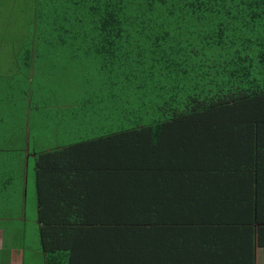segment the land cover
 Here are the masks:
<instances>
[{
    "label": "trees",
    "instance_id": "16d2710c",
    "mask_svg": "<svg viewBox=\"0 0 264 264\" xmlns=\"http://www.w3.org/2000/svg\"><path fill=\"white\" fill-rule=\"evenodd\" d=\"M61 4L63 34L89 42L100 58L153 64L122 70L126 81L108 78L115 94L141 92L140 108L122 110L128 125L36 152L45 264H75L71 243L89 224L101 229L103 223L86 219L103 213L110 231L111 214L116 226L143 231L125 240L133 248L121 252L128 264L150 263L143 251L150 232L219 230L247 206L256 222L250 205L259 201L258 184L264 186V0H63V10ZM102 143L106 150L98 149ZM93 170H103L112 187L101 213L84 206L82 188L96 184ZM236 183L244 188L235 190ZM70 185L79 201L73 207L68 197L63 202Z\"/></svg>",
    "mask_w": 264,
    "mask_h": 264
},
{
    "label": "rangeland",
    "instance_id": "374dc122",
    "mask_svg": "<svg viewBox=\"0 0 264 264\" xmlns=\"http://www.w3.org/2000/svg\"><path fill=\"white\" fill-rule=\"evenodd\" d=\"M60 1L63 10V0ZM60 1L0 0V125H4L0 128L2 184H8L7 179H10L20 186L26 180V130L22 124L25 120L31 121V152H42L101 136L113 126L128 125L131 121L122 117V110L124 107L136 110L142 104L141 92L121 89L115 94L112 88H118L113 87L108 78L126 81L122 70L129 71L131 65L148 67L153 63L143 61L144 57L126 62L115 58L116 61L112 62L108 54L100 58L89 42L63 34L57 26L63 25L56 10ZM133 51L148 54L145 49ZM126 97L129 104L124 102ZM2 129H7V135ZM27 181L30 206L24 222L13 225L21 229L12 230L13 241L24 237L22 231L26 226L36 228L37 221L30 217L35 212L31 205L37 184L36 159L32 157L28 159ZM35 234L36 231L33 236ZM12 240L6 241V255L0 256L1 263L14 260L8 254L15 253L18 259L23 250L29 248L23 247L22 240L18 243ZM35 242L36 248L32 250L37 257L27 251L26 264H39L38 256L43 259L38 236Z\"/></svg>",
    "mask_w": 264,
    "mask_h": 264
},
{
    "label": "crops",
    "instance_id": "0c3cea01",
    "mask_svg": "<svg viewBox=\"0 0 264 264\" xmlns=\"http://www.w3.org/2000/svg\"><path fill=\"white\" fill-rule=\"evenodd\" d=\"M0 123H2L1 119ZM22 124L26 130V180L24 179L20 186H17L10 179H7L8 184L0 183V251L2 252L0 256L6 255L4 254V247L6 246L7 240H12V230L21 231V229L17 228L18 226L13 225H20L24 222L28 214L27 208L30 206L27 186L28 159L31 157L36 159V152H31L30 149L31 121L27 119ZM3 126L1 124L0 128ZM1 131L4 135H7V129H2ZM71 144L74 143L68 145ZM98 149L106 150L105 143H102ZM182 154L187 160L184 163L188 166L189 155L187 152H182ZM104 174L103 170H93L90 175L94 178L96 184L92 180L82 188L87 193L85 198L87 205L84 206H87L90 210L99 211L100 213L102 212V205H105L103 202L107 199L112 188L109 180L104 178ZM262 185L263 183H260L256 187L259 201H256V205H254L255 201L250 205L251 209H254L255 206L257 208L256 222L254 216L250 217L247 206L241 213L227 218L223 223L222 221L226 217L224 215L219 216L218 219L222 223L219 230H199L200 232L198 233H169L166 236H157L156 233L150 232L147 246L143 249L144 255L150 259L149 264H209L215 258L217 260L216 264H264V186ZM39 188L37 182L35 185V200L31 205L35 212L30 215L32 219L37 221L36 228L32 227L29 229L26 226L25 230L22 231L24 237H17L14 241L12 240L14 243L22 240L23 247L29 248H25L23 250L24 253L18 259L15 253L8 254L7 256L14 257V260L7 259V263H1L0 260V264H26L25 255L27 251L35 258L37 257L36 252L32 248H36L35 240L37 236L40 245L42 243V224L40 223V208L42 204L40 202ZM73 188L74 185H70L65 189L67 193L66 201H63L67 202L68 197L71 204L70 207H73V205L79 202L72 194L77 190ZM243 188V186L237 183L235 184V190ZM188 193L189 191L185 188L184 198H188ZM48 195L45 196L47 202ZM70 213L72 212L70 211L67 214ZM107 214L103 213L100 217L86 219V222L103 223L102 225L104 226L101 229L95 227L92 230L89 224L85 235L78 242L74 238V242L71 243L70 247L76 256L74 259L75 264H105L109 260L117 264H128L121 252L123 249L129 250L133 248H129L125 244V240L129 236H143V231H139L137 228L128 231L125 226H116V220L113 214H111L113 229L110 231L109 224H106L108 223ZM72 217L73 215L71 214ZM116 228H124L125 232H117ZM34 231H36V234L33 236ZM42 247V245L39 247V251L42 253L43 259L38 256L39 264L46 263L47 253ZM32 255L30 257L34 259ZM127 255L131 258V253Z\"/></svg>",
    "mask_w": 264,
    "mask_h": 264
}]
</instances>
